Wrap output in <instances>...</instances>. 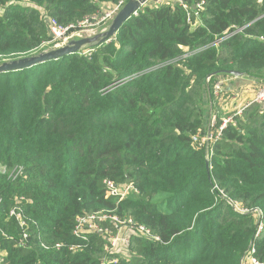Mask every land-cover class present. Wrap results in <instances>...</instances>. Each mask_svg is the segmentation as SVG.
Instances as JSON below:
<instances>
[{"label": "trees", "instance_id": "1", "mask_svg": "<svg viewBox=\"0 0 264 264\" xmlns=\"http://www.w3.org/2000/svg\"><path fill=\"white\" fill-rule=\"evenodd\" d=\"M201 1L196 24L175 0H149L89 56L0 74V164L24 170L14 182L0 174V264H101L99 236L79 252L52 247L76 242L77 216L113 209L160 239L133 237L117 264H239L257 217L233 212L219 191L262 212L253 243L264 262V104L247 106L223 131L210 178L205 150L191 140L207 125L217 79H231L222 99L264 82V0H185L190 11ZM115 3L0 0V63L51 40L31 5L68 26ZM216 102L220 117L230 114ZM104 180L138 194L117 204ZM20 197L29 219L23 245L9 218Z\"/></svg>", "mask_w": 264, "mask_h": 264}, {"label": "built area", "instance_id": "2", "mask_svg": "<svg viewBox=\"0 0 264 264\" xmlns=\"http://www.w3.org/2000/svg\"><path fill=\"white\" fill-rule=\"evenodd\" d=\"M163 0H155L156 3H162ZM261 1V0H259ZM128 0H116V3L110 7L102 8L96 14L84 18L82 21L74 25L62 26L54 18L47 16L46 12L42 8H38L34 5L32 7L40 10L42 15L46 18L49 27V34L51 40L47 42H42L41 45L33 51L34 54L49 52L51 50L59 49L68 44L72 40H78L87 37H94L100 33H103L113 18L118 14V12L124 7ZM175 2L183 8L186 12L187 24H192L193 19L198 21V13L203 5V1L198 3L193 11L189 10L188 4L185 0H175ZM2 12V9H0ZM137 15L135 12L134 16ZM264 41V38H262ZM94 51L93 48H85L81 50V54L89 56ZM186 51V49H185ZM207 82L210 81L208 77ZM231 81L230 78H219L215 81L213 85L212 95L210 97V110L208 116V122L206 125L205 132L201 130L191 137L192 144L196 149H204L205 154H213L214 144L221 138L223 131L227 126L233 121L235 116L241 115L244 108L251 104H264V82L258 84L257 86H244L234 97L239 96V92L245 93V89L253 88L251 100L247 103H243L241 108H237L235 112H231L226 116H219V110L217 109V100L219 99V106L221 110L224 109V103L228 100L222 99L223 87ZM244 93L242 95H244ZM213 97V98H212ZM221 98V99H220ZM232 100L231 103H233ZM207 158L208 155H207ZM211 168V164L209 165ZM23 167L14 166L13 168H8L5 165L0 164V174L6 175L7 179L14 182L23 176ZM103 185L105 186L106 193L108 196L113 197L118 204L122 200L126 199L130 194H138V190L133 186V184H126L120 186L111 180H104ZM213 190H218L217 186H213ZM219 194L224 195L221 191ZM229 207L233 212L238 214H249L253 213L257 217L255 233L253 235V241L256 240L263 230L262 212L258 208L252 210H247L242 208L239 204L235 205L232 202H227ZM27 201L20 197L16 198L14 205L9 212V218L13 219L19 226L22 232V241L27 240V226L29 219L25 216L23 203ZM71 235L75 239L73 244L57 243L52 248L55 250L67 249L69 252H79L84 250L89 246L92 237L99 236L104 240L103 242V258L101 259V264H117L118 257H126L129 252L131 240L133 237H141L148 240L159 241L158 236H155L151 231L142 224H139L132 217L127 215H120L116 213V210H101L92 213H86L76 217L74 225L72 227ZM253 241L250 244L249 249L241 257V264H264L258 260L255 256V244ZM21 245L23 243L21 242ZM44 249H49L50 246L41 244ZM123 253V255L121 254Z\"/></svg>", "mask_w": 264, "mask_h": 264}, {"label": "water", "instance_id": "3", "mask_svg": "<svg viewBox=\"0 0 264 264\" xmlns=\"http://www.w3.org/2000/svg\"><path fill=\"white\" fill-rule=\"evenodd\" d=\"M148 1L149 0H128L124 7L110 22L107 29L103 33H100L94 37L72 40L62 48L51 50L49 52L3 61L0 63V74L29 69L39 64L49 61H56L68 55L78 53L85 48H94L103 43H108L118 32L121 26ZM228 74L234 77L242 76L241 73L235 71H229ZM205 165L208 177L210 178L209 164L207 161L205 162Z\"/></svg>", "mask_w": 264, "mask_h": 264}, {"label": "rangeland", "instance_id": "4", "mask_svg": "<svg viewBox=\"0 0 264 264\" xmlns=\"http://www.w3.org/2000/svg\"><path fill=\"white\" fill-rule=\"evenodd\" d=\"M166 1V0H165ZM33 53V52H32ZM31 55H33V54H31ZM9 60V59H8ZM4 61H6V60H4ZM207 81V80H206ZM252 91H253V88H249V89H245V93H244V95H242L240 92H239V96H237V97H235L234 99H233V97H234V93H231V97L228 95V96H225L224 98H228V102L227 103H224V109H223V113H225V114H227V112H235L236 110H237V105H238V103H236V102H233V103H231L232 102V100H237L238 98H241V100L243 101V103H247V102H249L250 100H251V98H250V95H252ZM234 92H235V94L236 93H238V90H234ZM249 92V93H248ZM249 96V97H248ZM223 98V99H224ZM227 100V99H226ZM240 100V101H241ZM222 117H223V115H221ZM205 129H206V127H205ZM205 129H201V131L202 132H205ZM192 136H194V135H192ZM207 155H208V157L209 158H207ZM205 154V160L208 162V164L210 165L211 164V159H212V155L213 154ZM210 169V168H209ZM114 182V181H113ZM129 184H131V183H129ZM215 184V183H214ZM118 185H120V186H123V185H125V184H123V185H121V184H118ZM216 185V184H215ZM214 185V186H215ZM220 195V197L223 199V200H226L227 199V202L229 201V202H232V203H234L235 205H237L238 204V202H236V200H232V199H230V198H228L226 195H221V194H219ZM99 211H101V210H99ZM256 228V227H255ZM22 243L24 244V241H22ZM122 255H123V253H121ZM3 255L5 256V254L3 253ZM241 259V258H240ZM240 261L241 260H239V264H241L240 263Z\"/></svg>", "mask_w": 264, "mask_h": 264}, {"label": "crops", "instance_id": "5", "mask_svg": "<svg viewBox=\"0 0 264 264\" xmlns=\"http://www.w3.org/2000/svg\"><path fill=\"white\" fill-rule=\"evenodd\" d=\"M241 82H239V83H237V84H240L241 85V83H244V82H242L243 80H240ZM247 83H250V82H247ZM248 85V84H247ZM249 85H252V82L249 84ZM244 87V86H243ZM249 93V92H248ZM249 97V96H248ZM250 98H251V95H250ZM241 98H238L237 100H234V102H236V103H238V105H237V108H241L242 107V105H243V101L241 100Z\"/></svg>", "mask_w": 264, "mask_h": 264}]
</instances>
